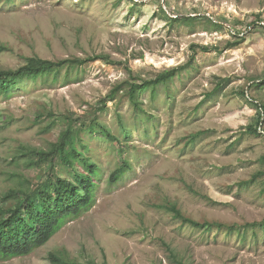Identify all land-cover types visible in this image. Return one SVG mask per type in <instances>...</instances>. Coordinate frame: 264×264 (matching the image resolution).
I'll use <instances>...</instances> for the list:
<instances>
[{
	"label": "rangeland",
	"instance_id": "1",
	"mask_svg": "<svg viewBox=\"0 0 264 264\" xmlns=\"http://www.w3.org/2000/svg\"><path fill=\"white\" fill-rule=\"evenodd\" d=\"M0 45L1 69L84 61L0 97V219L24 191L87 171L37 159L69 125L97 167L92 207L0 264H51L52 253L82 264H180L173 253L185 264H264V227L206 229L168 208L199 223L264 220V0H0ZM173 68L135 106L131 84Z\"/></svg>",
	"mask_w": 264,
	"mask_h": 264
},
{
	"label": "trees",
	"instance_id": "2",
	"mask_svg": "<svg viewBox=\"0 0 264 264\" xmlns=\"http://www.w3.org/2000/svg\"><path fill=\"white\" fill-rule=\"evenodd\" d=\"M1 48L3 46L0 45ZM203 50L208 52L211 49L203 46ZM83 62L80 59L54 61L30 57L24 65L17 69L0 68V97L8 96L14 88L27 80H36L38 77L50 73L55 74L57 79V75L63 67H73L81 65ZM178 70L179 68H173L161 73L154 80L145 81L142 84H131L128 94L135 106L139 105L136 96L137 92L143 91L149 86H158L161 83H166L178 73ZM118 89L119 87L115 90ZM112 97L114 98V95ZM261 108L264 114V106H261ZM259 125L260 122L258 121L255 126H250L249 130L253 134L259 135ZM90 128L94 129L95 125L91 123ZM102 130L105 135L114 138V135L105 126H102ZM203 133L205 131L199 132L194 138ZM76 134L77 131L72 125H69L50 149L36 151V156L41 162L58 160L61 164L72 168H75V162L79 160L86 166L87 171L75 173L73 179L58 174L53 180L45 181V183L31 191H24L23 196L20 197L18 195L15 205L7 209L8 216L0 219L1 255L16 256L33 252L35 249L45 245L68 220L77 218L94 204L97 186L94 175L97 173V167L94 163H90V158L84 156V153L75 147ZM84 149H87V147H84ZM129 167L130 165L126 162L117 167L111 174V182H115ZM168 208L184 222L206 229L216 227L234 231L251 226L264 227V220L244 225H226L218 222L199 223L184 216L175 205H171ZM173 257L180 264H185L183 260H179L176 253H173ZM50 261L51 264H82L78 261L67 260L58 253L50 254Z\"/></svg>",
	"mask_w": 264,
	"mask_h": 264
}]
</instances>
